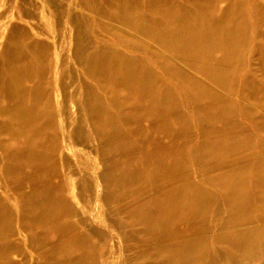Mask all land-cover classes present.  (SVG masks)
I'll use <instances>...</instances> for the list:
<instances>
[{
    "label": "rangeland",
    "instance_id": "rangeland-1",
    "mask_svg": "<svg viewBox=\"0 0 264 264\" xmlns=\"http://www.w3.org/2000/svg\"><path fill=\"white\" fill-rule=\"evenodd\" d=\"M212 1L215 20L230 0ZM238 2L253 33L264 0ZM155 6L0 0V87L6 70L29 72L40 111L37 145L18 154L0 117V264H264L258 42L187 57L150 35ZM110 59L168 92L116 96L99 73ZM234 186L247 198L229 199Z\"/></svg>",
    "mask_w": 264,
    "mask_h": 264
},
{
    "label": "bare ground",
    "instance_id": "bare-ground-1",
    "mask_svg": "<svg viewBox=\"0 0 264 264\" xmlns=\"http://www.w3.org/2000/svg\"><path fill=\"white\" fill-rule=\"evenodd\" d=\"M164 1L169 4L168 10L165 8ZM229 2L228 11L224 16L213 20L209 16L212 0H198L197 3L192 4V7L177 0H156V6L150 14L151 18L148 19L149 24L155 25L150 28L149 33L155 38L154 40L165 48L174 49L179 54L187 55V57L198 56L199 58H210L214 55L215 50L219 48L225 51V58H231L234 55L233 53L238 51L239 47L245 42L256 40L258 42L256 49L264 58V20L254 18L252 20L255 25L254 31L250 34L247 33V25L239 16L238 0H230ZM141 25L145 27L146 24ZM179 31H183L184 34H180ZM140 63L142 64V62ZM136 69L119 65L116 61L110 59L101 63L99 73L116 96L121 94L122 97L123 92H127L129 96L126 97L134 104L136 101L140 103L143 100L155 103L161 101L162 97L159 94L167 93L166 88H168V85L161 80L162 83L158 87L154 84L157 78L156 75L153 74L156 76L155 79L144 78V76H148L150 70L143 68L142 71L141 69H137V71ZM29 74V72H22L16 67L10 68L6 70L4 75H7V79L0 87V102H7L4 108L0 110L1 123L4 126L5 134L12 139L13 143L22 142L17 147V154L34 150L38 142L37 136L39 137L40 134V111L35 90L32 91L24 87V82ZM153 75L151 73V76ZM153 80L155 81L153 82ZM29 96L30 98H28ZM105 117L106 113H99L97 121L102 123ZM8 156L15 157L14 154ZM261 167L263 173L261 175L263 176L264 163ZM234 187L229 191V199L242 201L247 198V192H244V189ZM185 205H188V202ZM249 234L252 235V233Z\"/></svg>",
    "mask_w": 264,
    "mask_h": 264
}]
</instances>
